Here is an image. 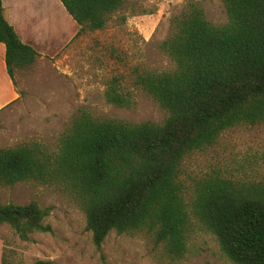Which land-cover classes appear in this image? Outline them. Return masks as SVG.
Returning a JSON list of instances; mask_svg holds the SVG:
<instances>
[{"label":"trees","instance_id":"16d2710c","mask_svg":"<svg viewBox=\"0 0 264 264\" xmlns=\"http://www.w3.org/2000/svg\"><path fill=\"white\" fill-rule=\"evenodd\" d=\"M133 0H60L77 23L76 38L106 29ZM228 22L212 23L200 0H189L161 44L173 67L137 70L133 87L167 113L163 123H131L80 110L56 143L38 141L0 148V187L21 183L58 186L86 216L101 247L115 231L143 233L173 258L187 252L193 219L218 240L233 264H264V183L217 174L188 185L183 165L214 147L227 132L264 123V0H221ZM0 43L14 85L33 67L38 51L7 21L0 0ZM107 103L136 105L121 81L108 84ZM50 215L38 202L0 204V227L23 241L50 233ZM1 264L16 263L5 249ZM33 264H51L36 261Z\"/></svg>","mask_w":264,"mask_h":264},{"label":"rangeland","instance_id":"374dc122","mask_svg":"<svg viewBox=\"0 0 264 264\" xmlns=\"http://www.w3.org/2000/svg\"><path fill=\"white\" fill-rule=\"evenodd\" d=\"M188 1L133 0L113 16L106 29L79 38L75 37L77 23L64 6L48 2L41 7V13L49 12V23L38 27L40 42L32 46L39 53L36 64L15 74L18 100L0 112V148L31 141L52 145L80 110L131 123H163L166 111L151 96L134 89L133 74L173 67L161 44L172 32L173 18ZM200 1L212 23L228 22L221 0ZM54 6L58 7L53 10ZM30 13L33 16L32 10ZM116 79L133 92L135 107L107 103L108 84ZM207 174L264 183V123L225 133L214 147L191 155L183 165L188 185ZM33 201L50 210L45 223L52 231L23 241L11 227L1 226L0 264L6 248L16 263L27 264L40 260L51 264H233L217 238L196 219L181 258L169 256L162 245L143 233L119 235L113 231L97 247L81 207L60 187L34 183L0 187V204Z\"/></svg>","mask_w":264,"mask_h":264},{"label":"crops","instance_id":"0c3cea01","mask_svg":"<svg viewBox=\"0 0 264 264\" xmlns=\"http://www.w3.org/2000/svg\"><path fill=\"white\" fill-rule=\"evenodd\" d=\"M57 1V2H56ZM2 0L4 14L7 21L15 28L20 39L28 45H37L39 40V26L49 23V12H42L48 2L62 5L60 0ZM54 4V5H55ZM63 6V5H62ZM42 7V8H41ZM58 6H54L55 10ZM33 11V16L31 15ZM40 12V13H39ZM37 13V14H36ZM38 25V26H36ZM46 28H44L45 32ZM35 48V47H34ZM19 98L14 82L8 74L6 66V47L0 43V112L16 102Z\"/></svg>","mask_w":264,"mask_h":264}]
</instances>
